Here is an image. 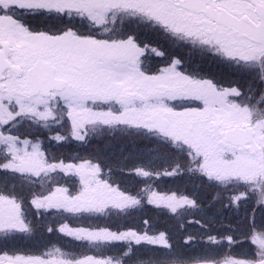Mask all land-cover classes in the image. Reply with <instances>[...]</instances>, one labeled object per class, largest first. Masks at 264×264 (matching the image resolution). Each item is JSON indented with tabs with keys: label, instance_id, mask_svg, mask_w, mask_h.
<instances>
[{
	"label": "snow or ice",
	"instance_id": "obj_1",
	"mask_svg": "<svg viewBox=\"0 0 264 264\" xmlns=\"http://www.w3.org/2000/svg\"><path fill=\"white\" fill-rule=\"evenodd\" d=\"M0 264H264V0H0Z\"/></svg>",
	"mask_w": 264,
	"mask_h": 264
}]
</instances>
